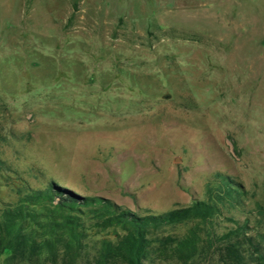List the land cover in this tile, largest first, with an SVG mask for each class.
Instances as JSON below:
<instances>
[{"label": "rangeland", "instance_id": "rangeland-1", "mask_svg": "<svg viewBox=\"0 0 264 264\" xmlns=\"http://www.w3.org/2000/svg\"><path fill=\"white\" fill-rule=\"evenodd\" d=\"M217 173L264 209V0H0V209L157 215Z\"/></svg>", "mask_w": 264, "mask_h": 264}, {"label": "trees", "instance_id": "trees-1", "mask_svg": "<svg viewBox=\"0 0 264 264\" xmlns=\"http://www.w3.org/2000/svg\"><path fill=\"white\" fill-rule=\"evenodd\" d=\"M247 202L220 173L202 200L145 216L53 185L27 187L0 209V264H264V209Z\"/></svg>", "mask_w": 264, "mask_h": 264}]
</instances>
